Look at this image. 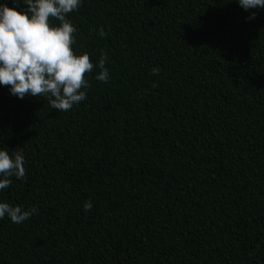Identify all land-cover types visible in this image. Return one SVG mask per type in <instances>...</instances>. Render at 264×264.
<instances>
[{
	"label": "trees",
	"instance_id": "1",
	"mask_svg": "<svg viewBox=\"0 0 264 264\" xmlns=\"http://www.w3.org/2000/svg\"><path fill=\"white\" fill-rule=\"evenodd\" d=\"M249 11L82 0L67 14L73 49L106 53L110 77L86 73L67 111L0 86V147L25 156L0 200L37 208L0 219V264H264V9Z\"/></svg>",
	"mask_w": 264,
	"mask_h": 264
},
{
	"label": "clouds",
	"instance_id": "2",
	"mask_svg": "<svg viewBox=\"0 0 264 264\" xmlns=\"http://www.w3.org/2000/svg\"><path fill=\"white\" fill-rule=\"evenodd\" d=\"M254 19L255 11L264 9V0H236ZM0 0V86H8L10 94L46 97L49 107L57 111L70 110L86 99L89 81L86 73L98 71L95 79L107 82L110 73L105 66L107 54L101 51L95 64L88 52L73 49L77 31L68 13L75 11L82 0H19L17 8ZM103 37L105 32L99 30ZM152 73L158 69L153 67ZM25 156L22 150L9 152L0 147V190L7 188L12 177L25 179ZM85 211L92 208L86 200ZM37 212L35 206L10 204L0 200V219L7 216L12 223L21 224Z\"/></svg>",
	"mask_w": 264,
	"mask_h": 264
}]
</instances>
